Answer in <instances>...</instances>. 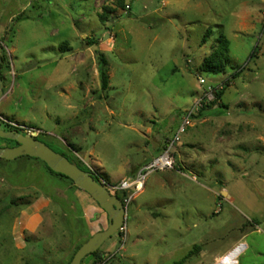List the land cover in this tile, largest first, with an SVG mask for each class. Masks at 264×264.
<instances>
[{
	"label": "rangeland",
	"instance_id": "obj_1",
	"mask_svg": "<svg viewBox=\"0 0 264 264\" xmlns=\"http://www.w3.org/2000/svg\"><path fill=\"white\" fill-rule=\"evenodd\" d=\"M124 4L0 0V127L2 118L32 126L55 152L117 184L164 152L204 87L222 84L220 102L196 113L174 146V169L150 174L127 206L124 244L117 232L98 250L102 263L81 264H264V0ZM220 35L226 72L201 73ZM47 198L33 233L21 230L23 210ZM88 206L96 211L86 218ZM96 212L105 214L41 161L0 159V264H70L107 228L106 217L93 228Z\"/></svg>",
	"mask_w": 264,
	"mask_h": 264
},
{
	"label": "water",
	"instance_id": "obj_2",
	"mask_svg": "<svg viewBox=\"0 0 264 264\" xmlns=\"http://www.w3.org/2000/svg\"><path fill=\"white\" fill-rule=\"evenodd\" d=\"M2 97V80L0 79V99ZM0 139L16 143L13 147H0L1 160L13 161L27 156L42 161L51 171L69 178L76 188L86 192L106 214L107 228L93 234L82 244L73 255L70 264H81L86 256L96 253L106 240L118 232L125 219L122 202L101 186L90 173L81 170L45 143L26 137L16 130L5 131L0 127Z\"/></svg>",
	"mask_w": 264,
	"mask_h": 264
},
{
	"label": "built area",
	"instance_id": "obj_3",
	"mask_svg": "<svg viewBox=\"0 0 264 264\" xmlns=\"http://www.w3.org/2000/svg\"><path fill=\"white\" fill-rule=\"evenodd\" d=\"M128 2L130 0H127ZM125 10H130V4H126ZM198 82L200 85H205L206 82L204 79L199 78ZM223 89V85L220 84L218 86H212V85H207L203 89L202 95L199 97V99L194 103L192 107H190L188 110L185 112V116L182 119L181 125L178 129L177 134L175 135L174 139L168 143V147L165 148L164 152L152 160L150 163L144 165L139 169V171L136 173V176L134 179H123L117 184H108L105 182L103 179L98 177V183L106 188V190L111 194L113 192H126L130 191L131 195L129 198H124L121 202L122 205L125 209V219L123 225L119 228L118 232L120 235V238L122 239V242L124 244L125 242V237H126V209L127 206L130 204V202L133 200L134 196L137 194H140L141 191L143 190L145 180L146 178L156 172V171H166V170H173L175 167V159L172 155V150L174 146L178 143H180V138L181 136L185 133L186 128L191 126V122L193 117L195 116L196 113L201 111L203 108H206L209 106L214 100H215V94ZM1 117V116H0ZM2 120L6 123V125L12 126L13 128L16 129L19 133L22 135L29 137V138H37L38 135H40V132L36 128H32L30 126H25V125H20L17 123H11L8 121H5L3 118ZM91 173L95 174L93 171H90ZM119 250H122V246Z\"/></svg>",
	"mask_w": 264,
	"mask_h": 264
},
{
	"label": "trees",
	"instance_id": "obj_4",
	"mask_svg": "<svg viewBox=\"0 0 264 264\" xmlns=\"http://www.w3.org/2000/svg\"><path fill=\"white\" fill-rule=\"evenodd\" d=\"M124 2H125V0H117V5L119 7H122L123 9H125L126 5L124 4ZM210 34L211 33H210L209 30H207L205 32V35H204L205 40L203 41V44H205L207 42L206 39H208L210 37ZM90 45H91V43H90ZM228 47H229L228 40L223 35H220L215 40V45L213 47L212 52H210L209 55H207L206 57L203 58V60H202V62L200 64V68H199L200 70L199 71L201 73L212 74V75L224 74L226 72V69H227V66H228V63H229ZM0 57L4 61V58L2 56H0ZM252 57H253V55L250 56V58H252ZM104 66H105V61H104L103 57L101 56L100 60H99L98 73H99V78H100V87H101V90H103V91H105L108 88V77L106 76V72H105ZM238 73L239 72H234V74L232 75L231 78H237L238 77ZM222 95H223V89L215 94V100L209 106H214V105L218 104L220 102L221 98H222ZM209 106H207V107H209ZM30 127H32V126H30ZM32 128H34V127H32ZM3 130L11 131V130H16V129L13 128L12 126H9V125L5 124ZM35 139L39 140L38 138H35ZM0 140H3V139H0ZM4 141H8V142H12V143L16 144L13 141H9V140H4ZM59 154H61L64 157H66L71 163L75 164L81 170L89 173L88 169L81 167L78 163H76L69 156H67V155H65L63 153H59ZM23 157H25L26 159H29V160H35V161L38 160V159L30 158V157H27V156H23ZM44 166L46 168V171L50 175L55 176V177L60 178V179H63V180H68L71 184H73L72 181L69 178H67V177H65L63 175L54 173L45 164H44ZM90 174H92V173H90ZM92 177H94V176L92 175ZM94 179H95V177H94ZM95 180L97 182H99L98 179H95ZM79 247L80 246H78L75 249L74 254L78 250ZM89 256L93 257L94 260H97L99 263L103 262V259L100 256V253L98 251L96 253H93V254L89 255ZM72 258L73 257L70 258V262H71Z\"/></svg>",
	"mask_w": 264,
	"mask_h": 264
},
{
	"label": "crops",
	"instance_id": "obj_5",
	"mask_svg": "<svg viewBox=\"0 0 264 264\" xmlns=\"http://www.w3.org/2000/svg\"><path fill=\"white\" fill-rule=\"evenodd\" d=\"M1 100H2V98L0 99V101ZM144 188H145V186H144ZM56 193H57V196H60L63 199L65 198L63 191L58 190ZM51 202H52V199H50V198L48 199L47 198V200L35 201L31 205L27 206L22 212L23 213L24 222L19 220V223L21 225V230L22 229H28L29 231H31L30 229H31L33 223H35V221L39 219V218H37L39 216L38 214L40 213V211H42V209L44 207L47 206V204H45V203H50L51 204ZM95 211H96V209L94 208V206H88L86 208V211H85V214L83 215V217L88 218L89 214H91V213H93ZM66 212H67V210L64 211L65 217H66ZM96 215H97V217H96ZM95 217L96 218H95V222L93 224L94 225L93 228H98L100 225L104 226L105 223H103L102 221L104 220V217L107 218V216L105 214L102 215L99 212H96ZM42 222H43V220L41 219V223ZM107 223H108V220H107ZM31 232L33 233V230Z\"/></svg>",
	"mask_w": 264,
	"mask_h": 264
},
{
	"label": "flooded vegetation",
	"instance_id": "obj_6",
	"mask_svg": "<svg viewBox=\"0 0 264 264\" xmlns=\"http://www.w3.org/2000/svg\"><path fill=\"white\" fill-rule=\"evenodd\" d=\"M5 63L4 61L1 59L0 57V79L2 80L3 79V74H4V69H5ZM41 141V140H40ZM13 146H16V144H14ZM11 146V147H13Z\"/></svg>",
	"mask_w": 264,
	"mask_h": 264
}]
</instances>
